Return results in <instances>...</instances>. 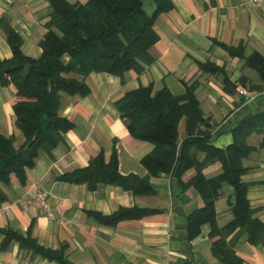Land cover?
<instances>
[{
    "label": "crops",
    "instance_id": "0c3cea01",
    "mask_svg": "<svg viewBox=\"0 0 264 264\" xmlns=\"http://www.w3.org/2000/svg\"><path fill=\"white\" fill-rule=\"evenodd\" d=\"M71 4L86 0H68ZM172 9L158 15L154 32L158 41L150 50L153 61L142 65L140 73L128 71L123 77L90 73L82 78L89 88L86 97L62 95L59 114L72 128L63 134L62 142L51 153L40 152L34 166L26 170V183L14 175L9 185L0 184L6 202L0 204V229L31 238L45 250L64 247L68 264H222L212 252V226L204 223L193 232L188 216L204 206L192 187L182 188L173 173L149 178L148 195H132L115 185L68 183L62 175L83 169L91 159L103 153L108 161L116 152L118 172L122 176L147 174L141 160L153 146L133 139L120 119L116 103L127 92L151 87L152 93L167 88L182 96L185 87L193 86L194 96L209 128V144L226 150L233 143V131L252 116L264 113V86L258 74L246 65V57L256 51L264 57V2L255 6L249 0H170ZM143 9L151 15L152 0H142ZM48 0H0V60L9 59L11 51L2 26H9L22 38V53L37 59L39 42L50 14ZM220 44L244 47V56L229 54ZM210 65L222 72L205 70ZM227 78L230 85H224ZM243 80V81H242ZM247 92L244 96L239 92ZM22 98L15 88L0 87V135L14 137L18 149L24 137L15 127L13 105ZM180 141L184 138V120L178 126ZM254 150L242 160L245 172L240 181L248 186L246 199L264 224V134L252 132L245 140ZM222 173L219 162L202 170L206 178ZM196 174L187 170L183 184ZM33 191L46 194L47 209L31 197ZM233 188L224 184L214 201L215 224L221 228L232 220L230 203ZM157 210L139 220H125L111 227L99 223L93 215L110 216L122 209ZM3 235L0 233V243ZM228 245L243 264H264V243L252 246L240 231L227 239ZM0 264H57L21 250L12 241L0 250Z\"/></svg>",
    "mask_w": 264,
    "mask_h": 264
},
{
    "label": "trees",
    "instance_id": "16d2710c",
    "mask_svg": "<svg viewBox=\"0 0 264 264\" xmlns=\"http://www.w3.org/2000/svg\"><path fill=\"white\" fill-rule=\"evenodd\" d=\"M152 2L155 9L148 15L142 0H86L83 4L48 0L51 11L44 23L46 32L39 42L41 54L37 59L25 56L21 51L20 35L9 26H2L11 57L0 60V87L12 85L16 96L23 99L13 105V112L15 127L24 137V143L15 149L13 136L0 135V184L9 185L10 176L14 175L24 185L26 170L34 166L38 154L41 151L51 153L62 142L63 134L72 128V124L59 114L62 95L86 97L90 91L84 81L68 78V75L84 78L94 72L122 78L124 73H140L142 65L152 63L150 50L158 41L154 22L158 15L172 9L170 0ZM220 45L232 56H244L241 44L235 48ZM246 65L264 84V57L254 51L246 57ZM203 69L222 74L210 65L203 66ZM222 82L230 85L225 77ZM263 87L252 89L261 90ZM193 91V86H186L182 96H174L167 88L152 93L151 87H139L125 93L116 103L129 135L153 146L141 160L147 171L144 178L120 175L113 150L108 161L103 153H99L83 169L59 179L87 184L91 190L97 184H108L119 186L132 195H148L152 193L149 178L173 173L182 188H194L204 201L202 208L188 216L190 230L196 232L200 225L209 223L214 238L213 254L222 264H243L227 239L240 231L245 242L254 247L264 243V224L254 217L255 211L246 199L248 186L240 181L245 172L242 160L254 150L245 140L252 132L264 134V113L237 126L233 131V143L223 151L209 144L207 129H200L201 125L209 127ZM181 120H184V138L180 141L178 126ZM216 162L221 164L222 173L206 179L202 170ZM191 168L196 174L183 184L181 176ZM224 184L233 188L232 220L219 228L215 224L213 204ZM5 202L6 196L0 190V204ZM157 212L134 207L110 216H93L99 223L113 227L121 221L139 220ZM30 232L31 226L26 236L0 229L3 235L0 250L15 241L21 250L34 256L68 264L63 256L64 247L45 250L31 238Z\"/></svg>",
    "mask_w": 264,
    "mask_h": 264
},
{
    "label": "built area",
    "instance_id": "2783aa9c",
    "mask_svg": "<svg viewBox=\"0 0 264 264\" xmlns=\"http://www.w3.org/2000/svg\"><path fill=\"white\" fill-rule=\"evenodd\" d=\"M263 2H264V0H249V4L252 5V6L261 4ZM239 92L241 94H243L244 96H247V92L245 90H243L242 88L239 89ZM31 197L34 200L39 201L45 210L47 209V206L48 205H47V201H46V194L44 192H41V191H33L31 193Z\"/></svg>",
    "mask_w": 264,
    "mask_h": 264
}]
</instances>
